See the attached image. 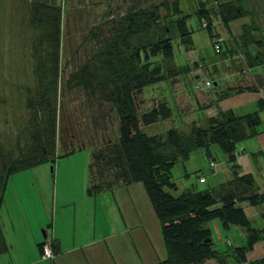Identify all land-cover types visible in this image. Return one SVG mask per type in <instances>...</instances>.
Instances as JSON below:
<instances>
[{
  "label": "trees",
  "instance_id": "trees-1",
  "mask_svg": "<svg viewBox=\"0 0 264 264\" xmlns=\"http://www.w3.org/2000/svg\"><path fill=\"white\" fill-rule=\"evenodd\" d=\"M244 3L247 6L248 1L194 0L193 13L190 14L180 7L179 2L171 1L163 6L164 11H159L162 7H156V4H152L154 8L150 11H132L114 27V35L98 39L97 34H90L98 45L89 49L92 53L86 51L87 59L80 61L73 71L61 67V11L46 4L45 0L32 3L27 15L31 27L29 67L32 82L25 88L16 87L10 91L13 98L17 96L15 92L24 91L19 103L25 117L17 139L10 141L8 135L0 131V211L9 177L42 163H53L57 150L60 157L74 151L75 140L64 142L59 139V97L62 91H78L89 113L97 114L103 124L111 120L116 122V132L110 139L99 145L91 143L87 192L92 195L116 185H143L158 220L165 250L164 259L154 264H207L210 260L228 264V259L239 264H264V225L260 228L254 226L243 207L244 204L250 207L264 204V191L256 186L250 173L238 174L235 164L237 145L263 132L259 126L264 102L258 101L259 110L247 114L219 110L207 117L205 127L193 122L188 132L167 128L149 134L143 130L167 121L171 109L166 102L154 101L145 111L139 113L138 110L142 103L140 95L146 86L165 79L176 84L180 74L190 70L186 65L174 66L171 60L174 39L179 38L180 44L187 51L190 49L188 23L192 17L200 28L207 30L217 53L221 51L219 43L214 40L217 34L212 31L214 18L229 31L223 44L230 58L240 55L245 70L264 67V36L257 35L260 30L255 22L256 13ZM243 17L250 18L249 22L240 25L239 35H231V22ZM198 65L195 63L194 68ZM27 67L24 62L23 74L19 77L28 75ZM206 85L211 86V83ZM250 91L258 90L255 85L229 87L220 92L218 99ZM11 101L14 102L12 98ZM207 102L202 106L206 110L214 103L212 100ZM90 120L98 123L92 117ZM211 144H216L227 162L232 163L233 179L217 189L197 190L193 185L173 194L177 190L172 179L174 166L197 148H203L207 158L211 159ZM82 146L78 143L76 148ZM203 181L199 183L206 182ZM262 217L264 224V215ZM216 220L225 231L231 227L241 228L246 243L239 246L228 244L227 250L222 252L216 249L206 227L208 222ZM45 238L37 244L40 254ZM257 242L263 243V255L249 261L247 255ZM49 245L53 254H57V239L49 241ZM7 250L0 225V254ZM41 258L52 261L54 257L43 258L41 255Z\"/></svg>",
  "mask_w": 264,
  "mask_h": 264
},
{
  "label": "rangeland",
  "instance_id": "rangeland-1",
  "mask_svg": "<svg viewBox=\"0 0 264 264\" xmlns=\"http://www.w3.org/2000/svg\"><path fill=\"white\" fill-rule=\"evenodd\" d=\"M40 1L44 0H0V101L6 99L5 103H0V131L8 135L10 141L17 139L25 117L19 103L24 91L15 92L17 96L14 98L10 91L16 87L25 88L26 84L32 82L29 67L31 27L27 15L32 3ZM171 1L179 2L186 13H193L194 0H45L46 4L57 7L62 14L61 67L73 71L80 61L87 59V52L92 53L89 49L98 45L91 33L97 34L98 39L114 35V27L128 13L150 11L154 4L162 7L159 11H164L163 6ZM246 1V8L256 13L255 22L260 30L257 35L264 36V0ZM249 20L243 17L231 22L230 34L239 35L240 25ZM188 27L191 30L190 49L187 51L179 38L174 39L171 63L176 67L186 65L190 70L180 74L176 84L165 79L146 86L140 95L142 103L138 106L139 113L152 107L154 101L166 102L171 109L166 122L143 128L146 133L161 132L167 128L188 132L193 122L205 127L207 117L219 110L231 109L235 112L232 107L223 108L228 100L239 96L218 99L221 91L236 86L239 74L235 72L244 71V75L247 72L245 65L241 64L240 55L236 54L239 59L230 58L225 52L223 40L229 31L213 19L212 31L217 34L214 40L219 43L221 51L217 53L207 30L200 28L195 18L189 20ZM23 61L28 65V75L19 77V74H23ZM195 63L199 64L198 68H194ZM257 71L264 72V67H258ZM207 82L211 86L206 85ZM208 100L214 103L206 110L202 106ZM59 101V139L64 142L75 140L72 145L74 151L60 157L61 153L57 150L53 163H42L34 169L9 177L3 190L0 211V225L8 250L0 254V264H144L141 260L143 250L144 253L147 250L153 253L147 238L150 240L155 236L159 240L154 239L153 242L161 244V234L143 185H116L92 195L87 192L91 143L99 145L110 139L116 132L115 120L103 124L97 114L85 109L78 91L60 92ZM255 101L250 100L237 107L236 113L247 114L259 110ZM90 117L98 123L94 124ZM260 117L262 123L259 129L264 132V112L260 113ZM78 143L83 146L76 148ZM240 146L238 144L236 149V171L238 174L254 173L256 186L263 189H260L261 192L264 191V182L261 183L264 177V152L257 158L247 156L241 159L237 158ZM209 150L211 159L207 158L203 148H197L174 166L172 179L177 190L173 194H179L193 185L197 190L217 189L233 179L232 163L227 162L220 148L211 144ZM210 162L214 166L211 167ZM199 177L206 182L199 183ZM243 207L254 226L260 228L264 225V204L258 207L244 204ZM52 226L57 232L56 238L60 235L62 238L60 253L53 254L51 249L53 257H58L54 263L50 259L40 260L42 254H37V244L44 241L42 230L51 234ZM206 227L211 232L215 248L220 252L226 251L228 244L239 246L246 243L245 232L239 227L225 231L217 220L208 222ZM262 245L257 242L255 249L247 255L249 261L263 255ZM102 248L106 251L105 255L101 252ZM68 249H71V253ZM228 264L239 263L228 259Z\"/></svg>",
  "mask_w": 264,
  "mask_h": 264
},
{
  "label": "crops",
  "instance_id": "crops-1",
  "mask_svg": "<svg viewBox=\"0 0 264 264\" xmlns=\"http://www.w3.org/2000/svg\"><path fill=\"white\" fill-rule=\"evenodd\" d=\"M247 69L248 68H246V71H247L246 75H244V71L234 73L237 75L239 74L238 75L239 79L237 81L236 86H239V85L244 86L245 83H248L247 84L248 86L255 85V87L257 88L258 91L254 92V93L244 92L243 94L241 93V94H238V95L231 97V98H234L236 96H239V97L234 98L232 100H228L227 103L225 104L224 108H223L224 110H226L228 108L230 109L232 107V109L235 110V112H236L237 107L248 103V101H250V100H256L255 103L260 101V100H262L264 102V72L257 71L258 67L249 68L248 70ZM227 88H229V87H227ZM239 150H240L239 151L240 153L237 155V158L245 159L247 156L252 157V158H257V156H259L260 154H262L264 152V132H262L261 134H259L255 138L246 140L243 143H241ZM243 153H245V154H243ZM250 174L253 176V178L255 180V174L254 173H250ZM255 182H256V180H255ZM263 182H264V177L261 180V183H263ZM261 190H263V189H261ZM42 232L44 234V237H46L45 240L53 241V240L57 239L59 241V243L57 242L58 248H59V250H61L62 238H61V235L59 238H56L57 232H56L55 228H53V226H52L51 234H46V232L44 230H42ZM151 235H153V234H151ZM154 239H155V236L153 237V239H150V240H149V238H147L148 244L151 247H153V253L150 252V250H147L144 253V250H143V252L141 254L143 256V258H141V260L144 264H154L156 261L162 260L165 257V250H164L162 238H161V244H160V242H153ZM155 240H159V238L156 237ZM71 249H68L67 251H69L71 253ZM254 249H255V246H254ZM101 252H102V254H104V253L106 254V251L104 248H102ZM59 253L60 252H58L57 255ZM39 254H40V252H39ZM57 258H58L57 256H54V258L52 260L53 263L57 260ZM40 260H43V259L40 258ZM206 263L214 264L215 261L210 260V261H207ZM60 264H61V262H60Z\"/></svg>",
  "mask_w": 264,
  "mask_h": 264
},
{
  "label": "built area",
  "instance_id": "built-area-1",
  "mask_svg": "<svg viewBox=\"0 0 264 264\" xmlns=\"http://www.w3.org/2000/svg\"><path fill=\"white\" fill-rule=\"evenodd\" d=\"M214 164L210 163V166L212 167ZM199 182H204L203 179H199ZM42 257L43 258H50L52 257L51 247L49 245V241L46 240V244L42 247Z\"/></svg>",
  "mask_w": 264,
  "mask_h": 264
},
{
  "label": "bare ground",
  "instance_id": "bare-ground-1",
  "mask_svg": "<svg viewBox=\"0 0 264 264\" xmlns=\"http://www.w3.org/2000/svg\"><path fill=\"white\" fill-rule=\"evenodd\" d=\"M201 179V178H200ZM202 179H204L203 177H202ZM207 264H210V263H207ZM214 264H217V263H214Z\"/></svg>",
  "mask_w": 264,
  "mask_h": 264
},
{
  "label": "clouds",
  "instance_id": "clouds-1",
  "mask_svg": "<svg viewBox=\"0 0 264 264\" xmlns=\"http://www.w3.org/2000/svg\"><path fill=\"white\" fill-rule=\"evenodd\" d=\"M49 241V240H48Z\"/></svg>",
  "mask_w": 264,
  "mask_h": 264
}]
</instances>
